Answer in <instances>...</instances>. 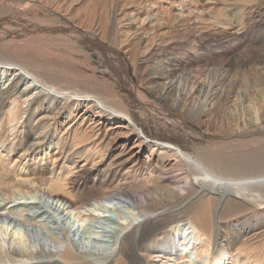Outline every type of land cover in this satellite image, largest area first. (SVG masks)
Segmentation results:
<instances>
[{
  "label": "bare ground",
  "instance_id": "6f19581e",
  "mask_svg": "<svg viewBox=\"0 0 264 264\" xmlns=\"http://www.w3.org/2000/svg\"><path fill=\"white\" fill-rule=\"evenodd\" d=\"M197 1L0 0V264H264V0L174 53ZM130 97L211 141L148 139Z\"/></svg>",
  "mask_w": 264,
  "mask_h": 264
},
{
  "label": "rangeland",
  "instance_id": "374dc122",
  "mask_svg": "<svg viewBox=\"0 0 264 264\" xmlns=\"http://www.w3.org/2000/svg\"><path fill=\"white\" fill-rule=\"evenodd\" d=\"M187 2L188 1L184 2L182 5H177L176 10H174V13L175 14H179L182 12L186 13L185 11L189 9V5H190ZM254 3L255 1H251V0H202V1L200 0V1H197L194 4V6L202 10L201 17L205 19L197 24L198 28L196 29L195 34H197L196 37L197 38L199 37V38L198 39L196 38V41L194 42L191 41V38L187 39L183 43L182 47H180L181 45H178L179 47L175 46L174 47L175 49L172 52L180 54L184 52V48H186L187 46L193 43L198 44L200 40H202L208 35H209L208 37H212L214 35L215 39L213 40L211 39V43L213 45L215 46L221 45L224 42V40H226V38L224 39V36L228 35V33L230 34V32H234L236 28L241 23L244 22V19L246 17L245 12ZM261 7H260L261 10L253 12L250 16V19H252L251 21L253 25L254 23L256 25H260L264 22V5H262ZM41 10L42 9L35 10L34 8L32 9V12L30 11L28 13V15L31 16V14L33 15V13H39L40 16L48 15L47 11L45 13V10H42V11ZM217 11H221V14L225 15V22H224L225 25L224 26L220 25V23H217L220 19V16L216 14ZM144 18H146L144 24H148V25L154 24L156 22L155 18H157V11H152L151 13H149V17L144 16ZM151 20H154V21H151ZM161 22L162 21H160V23ZM220 29L221 31H218ZM157 38H160V36ZM123 56L126 62L129 64L128 65L129 72L131 73L132 66L130 65L127 57H125L126 55L123 54ZM92 58H93L92 62L95 65H97L100 69L98 70L97 73L102 75L103 72L101 70L105 69L106 64L96 54H93ZM107 74L108 73H106V76H110L109 74L108 75ZM133 78L136 81V78L135 77ZM249 84L250 85L255 84V86H259V88L262 90L264 88V76H261L259 78H255V77L250 78ZM120 88L119 90H123L122 88L121 89ZM142 90L143 92H146L144 89ZM120 94L122 95L123 92L121 91ZM127 104H128L129 110L131 114L133 115L137 125H139L143 129L148 139H151V140L158 139L161 141H168V142H171L177 145L185 146L191 150H193L195 146L204 145L211 141L210 139H202L193 133H190V132L188 133L184 129H182L180 126H175V125H172L171 123H167L163 125L161 121L162 119L155 117L153 115H150L149 113H147L148 115L142 116L140 114L141 105H139L131 97L127 100ZM178 115L183 118L184 122L187 123L188 126L193 127V129L199 130L198 127H195L196 125L192 121L188 120L181 114H178ZM260 149H262V150H259L260 152H264V147ZM81 179L83 180L84 177H81L80 179H78V182H82ZM87 186H90V185H87Z\"/></svg>",
  "mask_w": 264,
  "mask_h": 264
}]
</instances>
